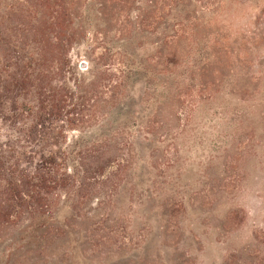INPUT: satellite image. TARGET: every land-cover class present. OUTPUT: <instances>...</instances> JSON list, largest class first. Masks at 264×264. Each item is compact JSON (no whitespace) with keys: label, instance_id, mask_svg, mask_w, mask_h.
I'll return each instance as SVG.
<instances>
[{"label":"rangeland","instance_id":"obj_1","mask_svg":"<svg viewBox=\"0 0 264 264\" xmlns=\"http://www.w3.org/2000/svg\"><path fill=\"white\" fill-rule=\"evenodd\" d=\"M64 1L56 34L41 0H0V190L16 163L55 143L66 154L102 144L126 121L87 73ZM165 9L146 42L180 21L182 35L135 85L139 122L153 123L147 134L129 123L133 158L108 174L107 216L61 219L71 233L46 248L30 244L24 219L5 223L0 264H264V0Z\"/></svg>","mask_w":264,"mask_h":264},{"label":"trees","instance_id":"obj_2","mask_svg":"<svg viewBox=\"0 0 264 264\" xmlns=\"http://www.w3.org/2000/svg\"><path fill=\"white\" fill-rule=\"evenodd\" d=\"M174 1L163 5L161 0L70 1L74 21L71 37L83 48L82 55L89 64L87 73L95 82L102 81L109 109L118 108L119 115L126 121L102 144L85 145L66 154L55 143V148L40 154L36 163L31 164V159H27L24 167L16 163L8 186L0 190V227L12 220L16 223L24 219L30 244L46 248L57 237L71 233L67 225H62L63 219L76 223L79 219L99 221L107 216L109 201L105 192L109 186L113 187L108 174L114 172L113 177L115 174L121 177L133 158V132L129 123L137 126L138 133L146 134L153 123L154 114L145 122H139L134 108L135 85L141 76L155 78L157 59L175 55L170 53V45L182 35V23L159 30L160 41L146 42L143 34L157 31L156 24L166 14L165 8ZM64 2L41 0L45 10L43 24L50 32H63L68 14ZM138 5L137 14L131 17L129 12ZM145 43L150 52L144 48ZM48 46L53 49L49 42ZM93 198L97 202L92 210L89 202Z\"/></svg>","mask_w":264,"mask_h":264}]
</instances>
